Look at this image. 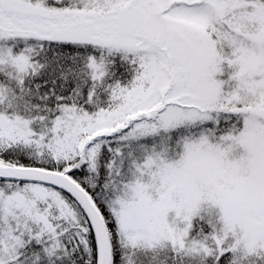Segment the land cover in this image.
<instances>
[{
    "label": "snow or ice",
    "instance_id": "snow-or-ice-1",
    "mask_svg": "<svg viewBox=\"0 0 264 264\" xmlns=\"http://www.w3.org/2000/svg\"><path fill=\"white\" fill-rule=\"evenodd\" d=\"M0 264H264V0H0Z\"/></svg>",
    "mask_w": 264,
    "mask_h": 264
}]
</instances>
